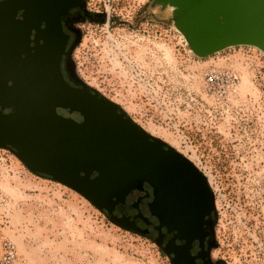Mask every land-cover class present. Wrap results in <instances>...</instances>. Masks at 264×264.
<instances>
[{"label":"rangeland","instance_id":"1","mask_svg":"<svg viewBox=\"0 0 264 264\" xmlns=\"http://www.w3.org/2000/svg\"><path fill=\"white\" fill-rule=\"evenodd\" d=\"M179 3L83 0L69 62L80 82L206 178L212 256L264 264V27L233 8L186 15ZM53 260L169 264L155 241L0 148V264Z\"/></svg>","mask_w":264,"mask_h":264},{"label":"water","instance_id":"2","mask_svg":"<svg viewBox=\"0 0 264 264\" xmlns=\"http://www.w3.org/2000/svg\"><path fill=\"white\" fill-rule=\"evenodd\" d=\"M219 2L197 6L204 13L222 12ZM179 4L186 15L196 5L194 0ZM82 6L83 0H0V148L11 150L32 173L73 189L128 230L135 229L128 218L114 215V208L144 183L161 207L160 227L169 232L190 220L173 215V199H204L203 214H214L208 181L187 159L146 134L116 104L97 92V103L84 102L64 80L67 36L61 20ZM57 108L83 119L62 117ZM213 220L212 215L209 226Z\"/></svg>","mask_w":264,"mask_h":264},{"label":"flooded vegetation","instance_id":"3","mask_svg":"<svg viewBox=\"0 0 264 264\" xmlns=\"http://www.w3.org/2000/svg\"><path fill=\"white\" fill-rule=\"evenodd\" d=\"M84 16L87 14L82 6L71 9L61 20L62 31L67 36L66 54L63 55L61 61V72L66 83L84 102L94 104L97 103L100 96L78 80L69 62L70 45L78 36L72 24ZM56 111L62 117L71 118L77 122H81L83 119L80 113L71 111L69 108H57ZM153 198V189L148 183H144L143 190H134L128 194L124 203L115 206L113 214L117 217L128 218L130 226L135 229L132 231H137L153 241L160 239L159 248L165 253L169 264H225L224 261L212 256V236L209 225L213 214L210 216L203 214L204 199H173L171 209L175 217L199 219L208 223L184 222L179 230L169 232L166 227H160L156 212H159L161 207ZM167 249H169V253H167Z\"/></svg>","mask_w":264,"mask_h":264},{"label":"crops","instance_id":"4","mask_svg":"<svg viewBox=\"0 0 264 264\" xmlns=\"http://www.w3.org/2000/svg\"><path fill=\"white\" fill-rule=\"evenodd\" d=\"M196 5L192 11H200L199 4H208L210 0H194ZM233 8L236 13H241V19L254 22V25L264 27V0H220L219 2V11L227 10ZM182 10L184 8L182 7ZM253 26V25H251Z\"/></svg>","mask_w":264,"mask_h":264},{"label":"bare ground","instance_id":"5","mask_svg":"<svg viewBox=\"0 0 264 264\" xmlns=\"http://www.w3.org/2000/svg\"><path fill=\"white\" fill-rule=\"evenodd\" d=\"M201 215V214H200ZM196 221H200L199 219H190L189 221L187 220L186 222H192L193 224L196 222ZM184 223V222H183ZM191 223V224H192ZM193 229V228H192ZM198 231V230H197ZM195 232V231H194ZM186 233V232H185ZM181 236V235H180ZM184 236V235H183ZM182 237V236H181ZM196 237V236H195ZM188 238V237H187ZM55 258V257H54ZM46 261H48L49 259H45ZM54 261V260H53ZM52 261V262H53ZM48 264H51V263H48ZM52 264H58L57 260H55Z\"/></svg>","mask_w":264,"mask_h":264},{"label":"trees","instance_id":"6","mask_svg":"<svg viewBox=\"0 0 264 264\" xmlns=\"http://www.w3.org/2000/svg\"><path fill=\"white\" fill-rule=\"evenodd\" d=\"M41 177H44V178H49V177H46V176H43V175H40Z\"/></svg>","mask_w":264,"mask_h":264}]
</instances>
